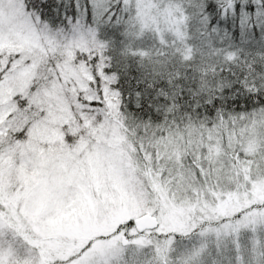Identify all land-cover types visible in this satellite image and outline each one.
Masks as SVG:
<instances>
[{
	"label": "snow or ice",
	"instance_id": "1",
	"mask_svg": "<svg viewBox=\"0 0 264 264\" xmlns=\"http://www.w3.org/2000/svg\"><path fill=\"white\" fill-rule=\"evenodd\" d=\"M0 264H264V0H0Z\"/></svg>",
	"mask_w": 264,
	"mask_h": 264
}]
</instances>
